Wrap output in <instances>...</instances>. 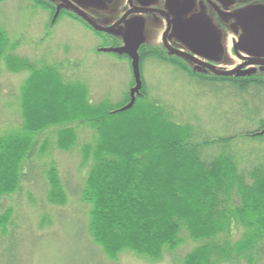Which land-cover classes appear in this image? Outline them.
<instances>
[{"label":"trees","instance_id":"1","mask_svg":"<svg viewBox=\"0 0 264 264\" xmlns=\"http://www.w3.org/2000/svg\"><path fill=\"white\" fill-rule=\"evenodd\" d=\"M48 19L46 27L59 20ZM100 42L107 48L97 52L121 47L116 39ZM11 52L8 36L0 29V63L9 72L29 71L20 92L21 127L0 136V201L19 191L36 150L40 155L46 151L44 144L39 152L38 136L54 129L57 149L69 151L78 147L84 125L91 137L81 145L88 173L80 199L90 207L87 233L108 260L127 251L156 262L187 234L198 245L180 264H264V158L242 163L231 137H205L191 122L178 120L149 97L141 71V87L125 109L135 80L131 60L124 55L104 52L126 59L132 73L128 89L112 104L93 101L84 84L54 81L33 61ZM138 54L139 68L155 60L181 75L185 69L157 47L142 48ZM191 78L203 87L232 89L239 113L243 110L248 124L255 125L235 136L264 138V79ZM252 101L260 105L249 111ZM45 174L47 202L64 205L56 167L49 165ZM10 219L9 210L0 216L2 235Z\"/></svg>","mask_w":264,"mask_h":264},{"label":"rangeland","instance_id":"2","mask_svg":"<svg viewBox=\"0 0 264 264\" xmlns=\"http://www.w3.org/2000/svg\"><path fill=\"white\" fill-rule=\"evenodd\" d=\"M38 9L28 0H0V29L8 36L11 53L33 61L54 81L86 85L93 101L117 104L132 79L128 61L97 52L107 45L75 22L59 19L53 27H46L49 19ZM159 34L150 30L147 42L156 44ZM140 71L149 97L159 101L163 109H170L178 120L191 122L205 137H231L236 158L242 163L249 165L264 158V138L235 136L255 125L248 124L243 110L239 113L232 89L192 83L155 60L143 62ZM28 75L29 71L9 72L0 63V136L21 127L20 92ZM249 104V111L260 105L254 101ZM80 130L78 147L69 151L57 149L54 129L37 137L38 150L45 144L46 151L42 155L39 150L40 155L36 150L24 169L19 191L0 201V216L11 212L6 234L0 231V264H180L198 245L187 234L181 235V245L166 251L156 262L127 251L108 260L92 243L87 233L90 207L80 199L88 173L81 145L90 140L91 132L84 125ZM51 164L65 191L66 203L62 206L47 202L45 173Z\"/></svg>","mask_w":264,"mask_h":264},{"label":"flooded vegetation","instance_id":"3","mask_svg":"<svg viewBox=\"0 0 264 264\" xmlns=\"http://www.w3.org/2000/svg\"><path fill=\"white\" fill-rule=\"evenodd\" d=\"M28 1L52 22H75L98 42L116 39L120 48L138 46L137 53L157 47L189 80L264 79V0ZM150 30L160 32L156 44L147 42Z\"/></svg>","mask_w":264,"mask_h":264},{"label":"water","instance_id":"4","mask_svg":"<svg viewBox=\"0 0 264 264\" xmlns=\"http://www.w3.org/2000/svg\"><path fill=\"white\" fill-rule=\"evenodd\" d=\"M255 35H259L258 31L254 32ZM102 52H112L116 53L118 55L125 54L128 56V58L131 60V68H132V73L133 77L135 80V87L131 90V102L130 104L125 108H130L132 106V103L134 101V94L138 93L140 87H141V79H140V68H139V56H138V46H133V47H122V48H117V49H103L101 50Z\"/></svg>","mask_w":264,"mask_h":264}]
</instances>
